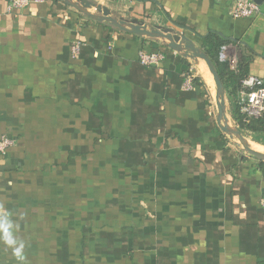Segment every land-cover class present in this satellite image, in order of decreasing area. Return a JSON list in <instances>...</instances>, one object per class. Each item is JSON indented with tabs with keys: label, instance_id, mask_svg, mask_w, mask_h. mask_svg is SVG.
Masks as SVG:
<instances>
[{
	"label": "crops",
	"instance_id": "crops-1",
	"mask_svg": "<svg viewBox=\"0 0 264 264\" xmlns=\"http://www.w3.org/2000/svg\"><path fill=\"white\" fill-rule=\"evenodd\" d=\"M93 1L201 51L218 32L264 80V2L235 18L234 0ZM9 2L0 137L16 144L0 154V264H264V160L219 126L206 61L62 0ZM141 49L165 57L147 66ZM243 134L264 151V132Z\"/></svg>",
	"mask_w": 264,
	"mask_h": 264
},
{
	"label": "water",
	"instance_id": "water-1",
	"mask_svg": "<svg viewBox=\"0 0 264 264\" xmlns=\"http://www.w3.org/2000/svg\"><path fill=\"white\" fill-rule=\"evenodd\" d=\"M66 4L73 6L83 12L84 14L102 22H110L115 27L122 30L132 31L139 35L148 37H162L168 39L169 46L177 51H184L196 60L198 58L204 59L213 75L216 84V103L218 107V120L221 129L227 133L231 138H236L237 142L242 146V149L260 159L264 160V151L253 148L249 139L243 134L238 125L230 123L231 117L227 109V100L225 94V87L223 81L212 63L208 55L198 49L195 43L182 32L176 31L172 27H165L162 25L149 26L144 20L139 18L127 19L124 17H117L111 14V9L107 6L97 3L93 0H62ZM258 4L262 5L263 0H255ZM95 7L97 12L90 11ZM232 121V120H231Z\"/></svg>",
	"mask_w": 264,
	"mask_h": 264
},
{
	"label": "built area",
	"instance_id": "built-area-1",
	"mask_svg": "<svg viewBox=\"0 0 264 264\" xmlns=\"http://www.w3.org/2000/svg\"><path fill=\"white\" fill-rule=\"evenodd\" d=\"M32 1L41 0H10L8 11L16 12L29 5ZM232 15L235 18H251L261 13V5L255 0H234ZM229 44L224 45L220 50V60L226 62L229 68L235 72L239 70V61L236 54L229 52ZM75 53L79 52V45L73 46ZM140 61L144 65H153L164 59L163 51H150L141 49L139 51ZM183 88L191 89L196 78L195 71L190 68L183 74ZM240 111L245 118H257L264 115V80L255 75H248L242 79V88L239 97ZM16 144V139L11 136L3 135L0 137V154H6L8 149ZM260 205L264 211V196L260 199Z\"/></svg>",
	"mask_w": 264,
	"mask_h": 264
},
{
	"label": "trees",
	"instance_id": "trees-1",
	"mask_svg": "<svg viewBox=\"0 0 264 264\" xmlns=\"http://www.w3.org/2000/svg\"><path fill=\"white\" fill-rule=\"evenodd\" d=\"M230 42L231 40L225 36L218 32L211 31L205 36L202 48L211 59L223 81L230 102L229 112L234 123L238 125L243 132H264V115L247 120L244 114L240 111L237 94L242 88V79L249 75L248 64L244 62L243 58H240V60H238L239 70L235 72L229 68L226 62L220 60L221 48ZM198 81V78L194 79V83H198Z\"/></svg>",
	"mask_w": 264,
	"mask_h": 264
},
{
	"label": "rangeland",
	"instance_id": "rangeland-1",
	"mask_svg": "<svg viewBox=\"0 0 264 264\" xmlns=\"http://www.w3.org/2000/svg\"><path fill=\"white\" fill-rule=\"evenodd\" d=\"M210 78H211V82L215 85V88H216V84H215V81H214V78H213V75L212 74H210ZM210 82V83H211ZM225 94H226V100H227V109H228V113H229V115H230V112H229V110H230V102H229V98H228V95H227V92H225ZM230 117H231V115H230ZM232 120V121H231ZM231 120H230V123L232 124H234V125H236L235 123H234V121H233V119H232V117H231ZM249 138V137H248ZM250 139V138H249ZM254 148V147H253Z\"/></svg>",
	"mask_w": 264,
	"mask_h": 264
}]
</instances>
